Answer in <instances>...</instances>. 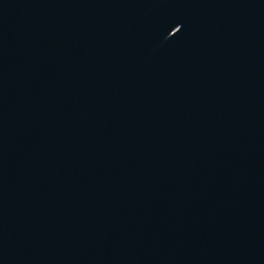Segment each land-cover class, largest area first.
<instances>
[{"label":"water","instance_id":"obj_1","mask_svg":"<svg viewBox=\"0 0 264 264\" xmlns=\"http://www.w3.org/2000/svg\"><path fill=\"white\" fill-rule=\"evenodd\" d=\"M0 264H264V0H0Z\"/></svg>","mask_w":264,"mask_h":264}]
</instances>
